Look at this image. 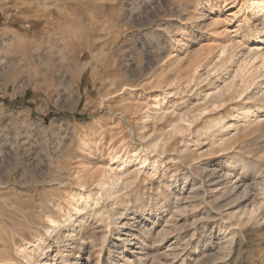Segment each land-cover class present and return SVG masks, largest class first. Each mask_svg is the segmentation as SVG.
<instances>
[{
    "label": "rangeland",
    "instance_id": "obj_1",
    "mask_svg": "<svg viewBox=\"0 0 264 264\" xmlns=\"http://www.w3.org/2000/svg\"><path fill=\"white\" fill-rule=\"evenodd\" d=\"M249 2L0 0V258L24 264L20 247L44 236L36 264L68 257L96 264L100 253L101 264H111L123 242L107 234V215L88 209L81 226H61L60 239L46 231L49 216L65 224L67 192H100L94 178L113 168L125 182L114 211L130 203L134 223L153 235L147 243L158 264H192L200 227L209 223L210 235L236 206L220 210L210 191L215 181L225 182L221 166L264 135L257 130L264 112L237 117L264 105L244 100L264 90V77L254 74L264 71V12ZM227 46L225 57L234 59L229 73L210 72ZM247 58L242 76L256 84L240 98L242 77L234 76ZM229 82L230 91L210 101ZM221 121L211 135L209 126ZM172 123L181 132L170 134ZM261 148L246 155L260 165L257 178L264 142ZM116 153L130 164L121 168ZM79 175L93 176L86 188L77 187ZM100 206L112 209L109 200ZM74 229L77 236L66 238ZM257 243L243 241L237 264H264V240ZM60 251L64 256L55 259Z\"/></svg>",
    "mask_w": 264,
    "mask_h": 264
},
{
    "label": "bare ground",
    "instance_id": "obj_2",
    "mask_svg": "<svg viewBox=\"0 0 264 264\" xmlns=\"http://www.w3.org/2000/svg\"><path fill=\"white\" fill-rule=\"evenodd\" d=\"M249 5L254 6L255 7L254 11L258 14L264 12V0H250ZM261 33L262 32L258 30V32L256 33V38L261 37ZM249 49H250L249 52L253 51L251 48ZM228 52H229V46L224 47L222 49L218 61L213 64L212 68L210 69V72L215 71L216 74L220 76L229 73L231 63H234V59H232L231 61L230 58L225 57V55ZM251 54H252L251 56L253 57L254 56L253 52ZM261 56H264V54ZM262 61H263L262 66L264 67V58ZM249 63L250 61L248 60V58L244 60L242 64L239 66L236 75L234 76V78L239 76L242 77V83L240 89L239 91L237 90L238 92H236L237 96H239L240 98L243 97L244 93H246L253 84L254 85L256 84L255 82L249 83L248 77H246L245 75L242 76V72L247 68ZM254 74H257L258 78L264 77V71L258 74V70H257L254 72ZM192 81L193 79L189 78V80H187V83L191 84ZM231 87L232 84L231 82H229L224 87L217 90L216 92L212 94L210 93L208 95L210 96L209 97L210 101L214 99L218 100V98L221 97L224 93H227V91L229 92ZM178 90H179V86H177V92ZM260 92L261 94H259ZM260 92H254L248 97H246L244 100L247 101L248 99L249 100L248 102H250V99L255 98L256 100L258 99L261 103L264 104V90L263 91L260 90ZM218 103L220 104L221 102L219 101ZM215 105L217 104L215 103ZM150 110H151L150 105H146L141 109L142 114L144 115L147 114ZM256 112L257 113L264 112V105L258 104V105H254V107L250 106L248 108H244L237 117L246 120ZM222 121L220 123L217 124L215 123L214 125L209 126L208 130L211 132V135H214L215 133L213 132L214 128L221 126L220 125L221 123L223 124ZM225 126L220 127V130L222 131ZM171 127H172V132H170V134L171 133L175 134L181 132L182 130L180 129V127H178L177 123H172ZM246 129L247 126L245 127V130ZM257 130L259 131L264 130L263 121H259L257 123ZM208 136H210V133L208 134ZM226 141L227 140L223 141V143H225ZM263 142H264V135H261V137L251 142L250 145L246 146L245 149H242L243 151L241 152H238L240 150H237L235 152L233 151L234 153H232L233 155H231L230 157L231 160L229 164L227 166H224V164L223 166H221L225 177L224 179L225 182H223L224 187L223 188L220 187L221 185H223L222 182L215 181V183L210 186V191L214 198L221 201L218 207L234 205V203L236 204V206L228 210L226 214L227 221L225 222V224L228 226H225V224L220 223L218 229L214 232L212 231L213 233L207 236L205 234L207 231L205 230L210 229V224L205 223L203 226L200 225L202 226L200 227V229L201 230L203 229L202 232L203 241L201 244H197L196 246V252H194L195 256L191 260L192 264H209V263H213L214 261H219L217 262L218 264H237L239 263L238 255L241 252H243L242 251L243 241L245 239L246 240L249 239V241L256 243L257 246L260 245L259 243H257V241H259L260 239L264 240V212L262 213L261 211L262 209H264V171H261L262 172V174H260L261 177L257 178L256 175L261 170L260 165L258 162L254 161V159H251L250 157L247 158L248 156H246L254 152L258 153V151L262 149L261 147L263 146ZM153 146H155V143L152 144V147ZM139 155L140 154H136L135 157L138 158L140 157ZM124 156L125 155L122 156L121 153L119 154L116 153V156L113 158L117 162L121 161V166H122L121 168H123L127 164H130V161L127 159V157L125 158ZM146 159L147 158L143 159L142 163H144ZM123 176H124L123 172L116 173L114 172L113 168L101 169L98 177L94 178V182L99 187L100 192H97L95 194L93 193L85 194L81 190L72 193L71 191L67 192L66 196L68 198L66 197L65 199L66 202L69 204V210L67 212V217L65 218V224H63V222L60 223L55 217L49 216L48 217L49 227L46 233L50 237L53 234H55V238L60 239L62 225L68 227L70 226V228L76 227L77 225L81 226L85 222L86 215H88V213H85V211L93 208L94 213L99 214L102 218H104L107 215L106 218L109 220V222L107 223L106 226L108 227L109 233L107 232L106 233L111 235V237L117 235V239H121L123 242V245L121 246V248H119L117 252L119 254L117 256V259L113 257L109 261L111 264H158L159 258L156 261L157 257L153 256L155 254L151 253L150 250L151 245L149 246L147 243L148 239L151 238L153 239V235L151 231L148 230L147 227H139L134 223L135 218L132 216L130 203L127 204V201H125L123 206L119 207L115 211L113 209L115 208V206H120L121 201L123 200L121 196V192L124 190L122 186L125 183L123 180ZM76 178H77V187L79 189H83L86 188V186L89 184L90 178L93 179V176L88 178L83 175H79ZM102 199H105L106 201L107 200L110 201L112 206L111 210H108L107 212L103 211V207L100 206ZM170 202L168 205L171 207ZM72 211H74L75 213L73 214ZM74 215H78L77 219L75 220L73 219ZM231 226H233V229L227 232ZM234 226L235 227L238 226L240 227V229H238L237 227L234 228ZM74 232H77V230L74 229L70 231V233L66 235V238L74 239L77 236V233ZM208 232L210 233V231ZM165 234H167V232ZM92 235L94 236L95 234ZM160 237L161 235H159L157 242L158 241L160 242L162 238ZM155 242L156 241H154V243ZM133 244L137 246L136 249H133V247H129L130 245ZM46 247L47 246L45 245L44 236L42 237L39 236L38 238H36L34 242H26L25 244H23L18 250V252L22 255V259L25 260L24 264H36L38 258L41 255H44ZM197 250L199 251L197 252ZM63 256H64V252L60 251L57 254H55V259L62 258ZM101 259H102V255L100 253L99 260L96 264H101ZM77 260L78 259L76 258L73 260L72 258L68 257L64 259L63 262L64 264H75ZM0 264H16V263L15 261L9 258L1 257Z\"/></svg>",
    "mask_w": 264,
    "mask_h": 264
}]
</instances>
